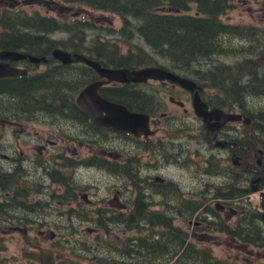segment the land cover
<instances>
[{"label":"flooded vegetation","instance_id":"flooded-vegetation-1","mask_svg":"<svg viewBox=\"0 0 264 264\" xmlns=\"http://www.w3.org/2000/svg\"><path fill=\"white\" fill-rule=\"evenodd\" d=\"M37 7L46 8L45 15L36 9ZM204 8L207 9L208 14L205 13ZM30 9L34 14H28ZM97 11L102 12L69 0H0L1 16L32 18L34 15H40L58 20L64 23L63 28L67 29L65 33L85 41L88 38L87 32L98 29L97 23L101 21V17L93 15ZM232 11H240L241 15L247 13L248 17L247 19L241 17V21L238 22L233 21L232 16L227 15ZM157 14L165 18L169 17L172 21L184 20V23H199L198 20L208 21L211 37L221 47L223 46L225 52L223 54L235 51V49L229 51L228 43H241V41H246L249 45L240 48L239 52L251 55L264 53V0H165L164 4L158 8ZM76 21L87 24V26L81 27L79 31H69L72 28L69 25L75 24ZM112 32L115 33V29ZM97 35L101 36L100 33ZM135 35L142 38L149 47L150 51L145 50L146 53L150 55L162 54L148 44L140 33L135 32ZM218 43L214 47L218 46ZM1 51L15 50L0 48ZM52 51L44 56L50 55ZM66 51L98 61L108 69H140L116 68L112 64H103L97 59H92L86 53L72 49ZM16 52L29 54L24 50ZM9 65L12 68L26 70L27 75L0 77L2 90L6 84L3 81L6 79H21L29 76L32 78L46 76L51 79L50 83L60 85L65 90H62L63 95L61 96L46 97L48 105L45 112H25L21 111V108L19 110L15 107L13 112L7 114L5 113L7 111L6 104L4 106V102L0 101V162H2L0 165V230L8 228L11 231H27L26 228L15 226L14 222H11L15 218L13 214H19L22 211H36L37 208L34 206L39 205L43 200L40 206L44 205L52 209L54 204L51 196L54 200L60 199L64 205L61 214L68 217V220L71 221L74 216L82 217L84 215V218L94 223L98 220L97 217L102 214L134 213L141 209L138 206L141 202V205L149 204L150 208L147 206L149 210L172 215L174 218L173 227H176L175 221L191 223L195 218L197 230L193 236L201 235L202 238H207L208 232L205 230H211L213 224L218 226L223 224L224 226L221 225L222 229H227L226 235L229 241H232L233 247L240 253L245 250L246 244L235 234L239 229L238 233H243L244 229V226L242 225L240 228L238 223L243 220L245 215V210L241 205L245 200L242 193L245 190L246 153L250 160H252L251 154H254L257 163V158L260 155L254 149L264 151L259 147L262 146V143L258 135L263 134L260 129L262 125L260 121L254 128H252L254 122L251 118L250 124H245L243 121L227 123L215 134L209 130L204 120L196 115L194 94L174 82L153 79L145 83L110 81L101 78L93 68L83 62L63 64L55 60L48 63L32 64L29 60H24L9 61ZM42 67L44 69H40ZM163 68L173 71L166 67ZM195 82L203 88L201 97L210 110L222 109L225 112H230L228 109L214 106V101L205 98L203 84ZM93 83H102L98 93L106 101L122 105L131 112L148 115L150 117L148 130L150 134L136 137L131 133L94 123L77 102L80 93ZM2 94L0 91V97L4 96ZM182 95H185L192 103V111L186 107ZM16 100L18 103L22 98ZM125 101L135 102L138 106L134 105L131 108ZM168 104L178 107L182 112H169ZM191 116L192 121H189ZM175 118L185 122L186 131L176 130ZM165 120H168L170 125H174V128L168 125L167 128L163 127ZM197 121L200 123V128L191 130V124L197 126ZM33 123L47 125L49 129L35 128ZM243 126L250 127V130L254 132L251 137L255 138L257 146L247 144ZM53 130L55 133H52ZM197 140L204 146L210 147L212 151V155L209 156L210 159H206L205 169L202 171L207 178L211 179L207 183L211 190L200 193L203 197H200L194 190L188 195L181 192V184L166 179L159 170L173 165L188 166L191 164L190 148ZM218 143L228 144L221 147L218 146ZM24 147L30 151L27 157L22 151ZM51 149L55 151L50 152ZM18 151H20L19 156L16 155ZM32 151H35L36 154L31 155ZM184 151L187 152L184 153ZM222 151H225L227 155H220ZM199 152L201 151L197 150L195 154L199 155ZM235 158L239 162L238 165L234 163ZM224 162L226 165H223ZM248 164L252 168L249 170L253 172L252 180L254 181L259 177L261 168L254 169V165ZM85 168L107 171L121 179L119 183L125 181L123 186L126 192L128 184L134 188L133 201L126 203L129 205L123 208L110 211L103 210L98 206L92 209L91 205L96 203L89 197V192L86 190L90 184L83 186L79 184L81 170ZM144 169L146 176L142 175ZM111 174L109 175L112 176ZM221 177L225 179V183H218L217 178ZM24 182L25 184H23ZM261 182L257 186H261ZM230 183L231 191L228 190ZM54 184L62 187V194L55 195L56 192H50ZM225 186L227 187L223 188ZM93 189L99 190L100 188L94 187ZM208 191L210 195L218 199L219 203H216L214 208L207 205L206 201L210 198ZM197 195L199 197H196ZM35 196L39 197V200L36 201ZM229 196L236 197L228 198ZM199 199L203 200V206L195 210L194 203L197 204ZM160 205H162L160 210H154ZM194 210V215L190 218L189 216ZM225 213L230 216L228 220L222 217ZM184 214L186 217L183 216ZM4 217L9 219L5 221ZM232 218L235 220L231 221ZM209 219L214 222L209 223ZM223 219L226 223L222 222ZM1 223L6 227L1 226ZM185 234L188 237L187 232ZM157 236L160 237V234L158 233ZM190 239L191 237H188V242ZM239 257L237 256L234 260H239Z\"/></svg>","mask_w":264,"mask_h":264},{"label":"trees","instance_id":"trees-1","mask_svg":"<svg viewBox=\"0 0 264 264\" xmlns=\"http://www.w3.org/2000/svg\"><path fill=\"white\" fill-rule=\"evenodd\" d=\"M78 2L90 8L116 14L121 17L124 23V29L118 31L124 35L126 28L136 30L145 41L155 50L161 52L158 55L170 63V68L185 78L198 81L205 87V94L209 92L212 96L214 106L223 109H229L230 112L242 113L253 120L252 128L259 121L260 129L264 134V105L258 110H254L255 100L264 104V53L257 55L253 60L250 58L241 64L229 66L222 62L213 63L211 67L204 68L205 62H214L215 59L225 55L223 46L211 37V30L208 28V21L198 20L199 23L183 21H172L169 17H162L157 14V10L164 4L165 0H69ZM206 14L208 11L204 8ZM132 21H137L138 26H134ZM69 25L72 27L69 31H79L85 28L87 24L74 22ZM64 25L60 21L34 15L31 17H12L0 15V48L4 50H15L29 53L34 56H44L53 49H72L86 55L92 59H97L103 64H112L116 68H140L146 66H159L155 55H150L142 50L128 52L126 55L120 50V45L112 44L110 41H96L92 46H86L83 39L76 36L66 41H53L51 36L66 32ZM133 26V27H132ZM78 33V32H76ZM130 37L121 42H130ZM142 39V38H141ZM218 43V46L214 45ZM253 56V55H251ZM86 57V56H85ZM200 67V68H199ZM172 71V72H173ZM245 78H247L245 80ZM2 95L13 100L11 106L6 107L5 113L13 112L14 108H21L25 112H45L47 111L48 96L63 95L62 88L48 79L46 76L39 78L24 77L21 79H6ZM52 84V85H51ZM65 90V89H64ZM4 91V92H3ZM22 100L17 103L18 100ZM131 108L138 106L135 102L125 101ZM142 106V105H139ZM11 108V109H10ZM9 109V110H8ZM248 145H258L254 137L246 140ZM262 148V146H259ZM261 150V149H258ZM246 187L242 196L245 200L242 206L245 210L243 220L239 221L238 226H244L243 233L235 236L241 238L245 244L254 248L264 249V219L263 212L253 208L248 202L252 187H249L253 181L252 161L246 153ZM264 165V162H263ZM257 167V163L254 165ZM261 188H264V177L261 182ZM228 190H232L231 183ZM229 196L228 198H235ZM138 211L128 214H116L106 217L99 215L96 221L97 230L100 231V246L105 256L91 254L90 264H235L223 260L213 255L209 249H200L193 242H188V237L182 229L173 227V217L168 213H158L149 210L141 202L138 204ZM142 206V207H141ZM195 210L203 206V200L199 199L194 203ZM150 208V207H149ZM264 209V205H263ZM190 214V218L194 215ZM179 216V215H178ZM184 217L185 214L183 215ZM188 217V220H190ZM121 226L127 229L137 230L139 232L151 231L150 234L136 239L120 237L122 247L115 245V235L112 233V227ZM148 226L149 229H146ZM158 229L159 231H154ZM222 231L227 232L224 228ZM158 233L160 237H158ZM113 234V235H111ZM156 236H155V235ZM109 237V238H108ZM134 242V243H133ZM80 248H74L72 252H67L66 242H56L43 254L29 256L31 264H86L85 261H74L71 257L78 252L86 254L91 252V248L86 244H79ZM5 243L0 237V253L4 251ZM115 252L120 254L115 255ZM92 253V252H91ZM86 262V263H84ZM0 264H10L0 258Z\"/></svg>","mask_w":264,"mask_h":264},{"label":"rangeland","instance_id":"rangeland-1","mask_svg":"<svg viewBox=\"0 0 264 264\" xmlns=\"http://www.w3.org/2000/svg\"><path fill=\"white\" fill-rule=\"evenodd\" d=\"M36 9L40 10L42 14L45 15L47 9L46 8H39ZM28 14H34L31 9L29 10ZM93 15L96 17H101V21L97 23L98 29L95 31L87 32V40L85 41V47L86 46H92L96 44L97 39L101 42H107L110 41L112 44H119L120 50L123 52V54H127L130 52H136L139 50H142L145 52L150 51L149 47L146 45V43L139 37L135 35L136 30L131 29L130 27L126 28V33L124 35L119 34L118 31L125 30L124 23L120 16L108 13V12H95ZM227 15L232 16L233 21H241V17H245L247 19L248 15L247 13H244L241 15L240 11H232L229 12ZM64 21V20H63ZM134 26H138L137 21H132ZM62 25H64L63 22H61ZM133 27V26H132ZM113 29H115V33H113ZM100 33L101 36H98L97 34ZM97 35V36H96ZM71 34L65 33V32H59L57 34H54L51 36V40L53 41H66L67 39H70ZM130 37V42H121L122 40L127 39ZM263 41V40H262ZM242 45V46H241ZM249 45L246 41H241V43L234 42L228 43L229 51L232 49H235L234 52L225 54L221 56L218 59H215L217 61H214L212 63L205 62L203 64L204 68L211 67L213 63L222 62L229 66H235L236 64H241L245 61H248L250 58L253 60L256 58V61H258L257 54H247L245 52H239L238 50L240 48L247 47ZM69 50L70 49H66ZM155 58L159 62V66H163L166 68L171 69L170 63L165 61L164 59L160 58L158 55H155ZM200 68V67H199ZM44 69V67L40 68ZM172 70V69H171ZM247 78H245L246 80ZM212 96L209 92L206 93L205 98L210 99ZM183 100L186 102V107L189 110H193L192 103L187 99L185 95H182ZM0 101L4 102V106L6 104V107L9 105H13V100L8 97H0ZM255 108L254 110L260 109V107L263 104V102H260L259 100L254 101ZM229 110V109H228ZM168 111H180L182 112L178 107L173 106L171 104H168ZM237 112V111H236ZM193 115V114H192ZM189 121H192V116L189 119ZM163 127H173L174 125H170V122L168 120H165L163 122ZM33 127L38 129H49V126L43 125L41 123H33ZM168 125V126H167ZM175 125L176 130L181 129L186 131V124L185 122L180 121L178 118H175ZM200 123L197 121V126L192 125L190 126V129L200 128ZM28 126V125H27ZM179 127V128H178ZM1 128V124H0ZM242 128L245 129V138L250 139L251 136H253L254 132L250 130V127L243 126ZM52 133H55L53 130ZM260 142L262 143V148L264 149V134L259 135ZM261 148V147H260ZM191 160L192 163L188 166L186 165H173L169 166L168 168L159 169L161 171V174L163 177L169 180H174L176 183L181 184V192L188 195L189 192L194 190L200 197H203L200 193H204L209 189L207 185L208 182L211 181V179L207 178L202 171L205 169V163L206 159H210V155H212L211 148L207 145L204 146V144H201L199 140H197L196 143H193L191 145ZM199 150L198 154H195V152ZM25 156L27 157L28 154H30V151L27 150L25 147L22 149ZM50 152H53L55 150H49ZM187 151H184V153ZM39 154V152L37 151ZM20 151L17 152V156H19ZM36 152L32 151L31 155H35ZM220 155H227L225 151H222ZM251 161L253 165L256 164V159L254 158V154H251ZM214 162V161H213ZM2 162H0V165ZM223 165H226L224 162ZM163 170V171H162ZM82 174L80 178V185H89L87 186L86 190L89 192V197L96 203L95 205H91L92 209H95L96 206L100 207L103 210L108 209L115 210L119 208H123L131 203L133 201L135 191L132 186L128 184L127 192L125 191L124 184L125 181L122 183H119L121 179L116 178L114 174H111L107 171H101L97 168H85L82 169ZM146 170L144 169L142 175L146 176ZM111 174L112 176H110ZM215 180V179H214ZM218 183H225V179L223 177L217 178ZM25 184V182L23 183ZM94 184V185H93ZM76 185L78 183L76 182ZM229 185V184H228ZM251 184H249V187ZM257 186V184H255ZM100 188L99 190H94L93 188ZM227 186L223 187L226 188ZM245 188L246 182H245ZM222 189V188H220ZM225 190V189H224ZM208 191L209 195L210 192ZM50 192H56L55 195H60L63 192V189L58 184H54L53 189L50 190ZM253 192V193H252ZM251 194L248 197V202L251 204L253 208H256L259 210V212H264L263 205H264V188L260 187V191H252ZM44 196V194H41ZM196 197H199V196ZM128 196H131V198H128ZM51 196V200L54 204L52 209H49L48 207H45L44 205L40 206L43 201H40L39 205H35L34 207L37 208L36 211H22L19 214H13L15 216L14 220L11 222H14L15 226H20L23 228H26L27 231H11L8 228L6 230H0V237L4 240L5 243V250L0 253V258L7 263L10 264H31L28 258L29 256H35L38 254H43L45 251L49 250L54 243L56 242H66L67 243V252H72L73 247L74 248H80L81 246L79 244H86L87 247L91 248V252H88L86 254H83L81 251L78 252V254L81 255V257H78L77 255H73L71 258L74 259V261H85L84 263L90 264L89 260L91 261V254H97L99 256H105V253H103L100 246V231H98L96 224L94 222L88 221V219L82 217H72L71 221L68 220V217L63 216L61 214L62 210H64V205L62 202H60V199L54 200ZM35 200H39V197L35 196ZM116 201V202H115ZM207 205L211 207H215L216 203L218 202V199L210 195V198H208ZM212 203V204H211ZM162 205L159 207H155L154 210H160ZM130 211V210H129ZM128 211V212H129ZM203 213V212H202ZM201 213V214H202ZM91 215V214H90ZM110 215H106V217H109ZM174 216V215H173ZM222 217L226 220L230 218L228 216V213H225L222 215ZM227 217V218H226ZM98 218V217H97ZM5 221L9 218L4 217ZM212 219V218H211ZM223 219L222 222H225ZM237 220V218L235 217ZM232 218L231 221L235 220ZM196 219H192V222H180L175 221L174 225L178 228H181L185 233L187 232L188 237H191L190 242H193L198 248L200 249H209L214 256L221 258L223 260H227L229 262H233L235 264H264V249L260 248H254L250 245L246 244L245 250L241 251L240 253L235 247L232 245V241H229V238L226 235V232L222 231L221 228L224 226L223 224L217 225L213 224L211 227V230H205L208 232L207 238H202L203 236H193V233L197 230ZM214 222L213 220L209 219V223ZM228 222V221H227ZM6 223V222H5ZM226 223V222H225ZM1 226H5V224L1 223ZM6 227V226H5ZM146 229H149L148 226H145ZM219 231H218V230ZM203 230V229H202ZM199 230V231H202ZM112 233L115 235V245L117 247H122L123 240L120 239V237L124 236L125 238H131L136 239L137 237H144L145 235H148L151 233V231H145V232H139L137 230L133 229H127L125 231V228L121 226H114L111 229ZM154 231H159L158 229ZM204 231V232H205ZM111 234V235H113ZM109 238V237H108ZM134 243V242H133ZM116 256L120 257V254L115 252ZM239 257V260L235 261L234 259ZM32 261V260H31ZM33 262V261H32Z\"/></svg>","mask_w":264,"mask_h":264},{"label":"water","instance_id":"water-1","mask_svg":"<svg viewBox=\"0 0 264 264\" xmlns=\"http://www.w3.org/2000/svg\"><path fill=\"white\" fill-rule=\"evenodd\" d=\"M29 60L32 64L48 63L50 61H59L63 64H71L73 62H83L89 67L93 68L101 78L110 81H117L121 83H145L148 80H161L171 81L179 84L184 89L194 94V110L199 118H202L207 124L209 130L217 131L227 123H235L243 121L245 124H250L251 119L244 117L240 113H228L222 109L210 110L207 103L201 97L203 88L198 86L196 82L185 78L177 73L169 71L163 67H145L138 70L129 69H108L104 68L98 61H93L83 55L71 54L66 50L57 48L52 51L48 56H34L14 51H1L0 52V77H17L26 76L27 71L17 68H12L9 61L19 62ZM102 83H93L88 85L79 95L78 104L83 112L99 126L114 128L123 132L131 133L136 137L148 136L150 117L146 114L134 113L129 111L126 107L114 103H110L101 98L98 93L99 87ZM106 115H105V114ZM228 143H218V146L225 147ZM259 153L257 159L258 168H261L259 177L252 182V190L260 191L259 184L264 174V151L254 149ZM235 165L239 162L234 159ZM264 219V213L262 215Z\"/></svg>","mask_w":264,"mask_h":264},{"label":"bare ground","instance_id":"bare-ground-1","mask_svg":"<svg viewBox=\"0 0 264 264\" xmlns=\"http://www.w3.org/2000/svg\"><path fill=\"white\" fill-rule=\"evenodd\" d=\"M14 52H16V51H14ZM84 64V63H83ZM130 70V69H129ZM136 70H138V69H136ZM191 80V79H190ZM195 82V81H194ZM234 111H232V112H228V113H233ZM236 113H238V112H236ZM240 114H242V113H240ZM243 115V114H242ZM244 116V115H243ZM244 117H247V116H244ZM249 118V117H248ZM259 136V135H258ZM258 159V158H257ZM259 166L257 165V167H254V169H256V168H258ZM257 179V178H256ZM255 179V180H256ZM253 193V192H252ZM212 204V203H211ZM161 208H162V206H161ZM264 213V212H263ZM84 216V215H83ZM215 219V218H214Z\"/></svg>","mask_w":264,"mask_h":264}]
</instances>
